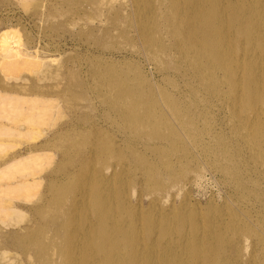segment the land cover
<instances>
[{
	"label": "bare ground",
	"instance_id": "obj_1",
	"mask_svg": "<svg viewBox=\"0 0 264 264\" xmlns=\"http://www.w3.org/2000/svg\"><path fill=\"white\" fill-rule=\"evenodd\" d=\"M21 1L27 8L33 4V0ZM102 1L95 6L101 8ZM109 12L113 21L110 19L108 24L117 26L120 22L124 27L119 33L128 42L126 48L130 46L125 51L134 53L136 47L140 48L157 64L158 69L154 70L159 73L172 70L173 65L174 71L185 79L193 102L180 106L168 93L146 86L137 75L138 83L112 82L97 91L102 122L93 118L58 124L63 108L77 106L85 110L81 103L89 99L87 77L78 80L77 73L69 69L63 72L64 64L59 58L49 60L45 49L30 52L15 39L3 41L0 223L9 227L24 221L23 210L37 197L45 180L44 172L52 164L51 147L58 140L90 132L96 139L104 140L99 130L110 121L117 130H124L122 135L129 143L147 138L160 144L170 141L171 150L182 154L175 126L189 134L194 127L191 116H198L199 129L214 142L218 153L216 163L210 166L234 186L237 199L231 198L200 217L184 188L178 190L179 195H184L180 207L168 205L160 195L163 189L166 192V181L156 178L162 174L174 179V163H162L159 173L138 158L141 187L157 196L145 214L141 201L136 205L132 201L135 194L125 163H116L112 173L103 166L105 161L123 158L113 152L116 141L109 138L110 143L88 146L81 154L74 177L83 189L60 216L71 221L67 226L69 233L57 249L35 244V262L55 264L53 258L61 256L64 264H264V186L259 187V180L264 181V0H131V4ZM111 31H105L106 35L110 36ZM135 40L140 42L139 48ZM24 72L31 73L32 80ZM1 76L13 80L12 86L4 84ZM215 108L226 115V134L219 133L210 118ZM18 143L25 145L24 150L7 156ZM196 145L193 149H198L199 154L208 152L205 144ZM145 147L157 150L153 144ZM85 172L82 182L78 177ZM186 172L184 168L181 174ZM68 176L62 180H68ZM57 181H51V186L62 185V181ZM180 184H171V190ZM48 203L49 198L44 195L32 204V209L42 211ZM58 224L53 221L42 231L52 232L53 228L56 232ZM22 230L28 232L26 228ZM71 251L77 253L67 260ZM2 256L7 258L6 253Z\"/></svg>",
	"mask_w": 264,
	"mask_h": 264
},
{
	"label": "rangeland",
	"instance_id": "obj_2",
	"mask_svg": "<svg viewBox=\"0 0 264 264\" xmlns=\"http://www.w3.org/2000/svg\"><path fill=\"white\" fill-rule=\"evenodd\" d=\"M98 1L101 0H33V4L30 5L31 7L27 8L26 4H24L25 1L0 0V45L5 40L15 39L18 43L22 44L20 45L23 48L30 52L45 49L48 52L49 60H57L59 58V62L64 64L63 72L69 69V71L77 73L75 79L79 80V78L84 77L88 79L90 93L87 94V97L89 99L87 103H81V107H84L85 110L81 111L77 109V106L63 108V113L59 117L58 124H76L78 121H89L93 118L98 120V122H102L100 119L101 106L98 101L97 91L112 82L138 83L137 75L140 76L146 86L152 87L156 91L162 90L168 93L180 106L187 107V105L191 104L193 100L188 87L185 86V79L181 78V75L178 74L179 72L174 71L173 65L171 66L172 70H168V72L159 70V73L158 70L156 71L158 69L157 64L150 61L139 48L140 42H136L135 40L137 43L135 44L139 48V50L137 47L134 49L136 52L125 51L130 46L126 48L128 42L124 41L121 36L122 34H120L124 28L121 26L122 23H118L120 26L117 24L119 28L114 24H108V22L111 23L113 21V16H111L109 10L117 9L129 4V2L131 4V0H103L102 2L104 3H101L103 8L95 6V4H98ZM108 2L113 3L109 4ZM89 4L91 6L94 4V8ZM40 5L43 9H40ZM44 6L46 7L44 8ZM42 10L45 11L42 13ZM83 12L85 15H83ZM90 12L92 15L94 12V15L92 16ZM31 14L35 18H32ZM88 14H90V17ZM110 19L111 21H109ZM73 22L74 24H72ZM92 28H95V30ZM116 29L117 31L115 32ZM107 30H112L110 36L106 35L107 32L105 31ZM97 32L101 33L98 34ZM113 32H115V35ZM91 33L93 36L89 35ZM101 34L104 38H102ZM138 53L139 55H137ZM56 63L58 64V61ZM154 68L156 69L154 70ZM23 75L28 79L33 78L31 73L28 72H24ZM165 75L166 77H164ZM1 79L4 84L12 86L13 80H8L6 76H1ZM193 88L198 91L197 86L194 85ZM212 113L210 118L216 130L219 133L226 134L228 132V129H226L228 123L226 115L217 108ZM191 119L194 127L190 130L189 134H184L181 126H175L178 131L176 133L181 139V145L179 146L184 150L182 154L174 153L171 150L170 141L160 144L152 142L151 138H147L143 142L129 143L128 140L125 141L127 137L122 135L124 130L121 128L117 130L116 126L110 124V121L105 125L106 127L103 130H99L104 135L105 141L96 139L93 132L84 135L71 134L69 138L58 140L51 147L52 151L49 153L53 157V160L52 164L44 172L45 180L37 191V197L32 199L33 204L45 195L48 196L49 203L42 211L33 210L32 204H28L27 207L25 206L23 210L25 219L17 226L5 227L0 223V264H36L34 255L36 249L32 248L35 247V244H40L50 249H57L62 245V241L66 239L69 233L70 229L67 231V226L71 221L67 218L60 219L61 211L67 206H72L75 194L83 189L82 185L77 182V178L74 177L79 166L80 156L86 152L88 146H103V144L110 143L111 140L109 138H113L116 141L113 152L121 154L123 158L121 160L115 158L112 161H105L103 166L112 173L116 168V163H125V166L130 170L132 194H135L132 201L135 205L138 200L141 201V210L145 214L148 213L152 200L157 196L156 192L151 194V191L141 187L142 174L138 172L141 169L138 158L143 159L141 163L153 166L157 172L160 171L162 163H174L172 164V168L177 174L174 179H170L162 174L156 178L161 182L163 180L166 181V192L163 189L159 193L168 205L174 203L180 207L179 205H181L184 195H179L178 190H183L184 188L186 194L189 195L190 201L196 207V211H199L200 217L208 215L213 208L222 207L228 200L237 199V192L234 186L228 184L224 176L213 170L210 166L212 163H216L218 158L214 142L199 129L201 124L198 116H191ZM92 122L96 123V121ZM225 122L226 124H224ZM148 144L157 146L155 148L157 150L153 152L154 149L146 148L145 146ZM195 144H205L204 146L208 152L199 154L198 149H193ZM24 146V144L18 143L14 148L9 150L7 156L23 151ZM184 168L187 172L181 174ZM49 173L50 176L48 175ZM86 173L79 176L78 179L84 182L87 176ZM67 176L69 177L68 180L63 181L62 179ZM57 180L62 181V185L51 186L50 182H58ZM259 181H261L259 182V187L261 188L264 186V181L262 179ZM175 182L181 184L177 189L172 188L171 190L170 186ZM62 187H65V190H61ZM249 187L253 188L250 185ZM261 189L264 190V187ZM185 192L183 191L181 194ZM165 193L168 194V197H166L167 194L165 195ZM77 212L82 214L81 211ZM53 221H59V224L56 226V232L53 228H51L52 232L46 233L42 231L44 227L52 225ZM22 228L28 229V232H24ZM37 230H39V233L36 232ZM4 253L7 254V258L2 256ZM76 253V251L68 252L66 259L69 260ZM53 262L55 264H64L61 256H55Z\"/></svg>",
	"mask_w": 264,
	"mask_h": 264
}]
</instances>
